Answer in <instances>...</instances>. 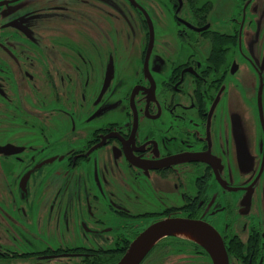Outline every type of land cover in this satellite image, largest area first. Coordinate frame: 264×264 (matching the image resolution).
Listing matches in <instances>:
<instances>
[{
    "label": "flooded vegetation",
    "instance_id": "af4514ba",
    "mask_svg": "<svg viewBox=\"0 0 264 264\" xmlns=\"http://www.w3.org/2000/svg\"><path fill=\"white\" fill-rule=\"evenodd\" d=\"M254 1L236 0L249 23ZM168 3L176 42L161 50L135 0L116 16L141 35L132 48L113 30L115 0H0V236L37 244L0 242V264H114L165 219L211 227L228 264H264V58L243 51L240 22L210 30L209 0ZM240 63L260 86L251 140ZM69 214L100 232L108 216L114 244L51 245ZM140 264L212 263L169 237Z\"/></svg>",
    "mask_w": 264,
    "mask_h": 264
},
{
    "label": "rangeland",
    "instance_id": "374dc122",
    "mask_svg": "<svg viewBox=\"0 0 264 264\" xmlns=\"http://www.w3.org/2000/svg\"><path fill=\"white\" fill-rule=\"evenodd\" d=\"M140 4L141 9L146 13L147 17L150 19L153 34L155 30V42L157 46L161 50L170 49L176 42L173 23L171 18V12L168 0H135ZM211 2V10L207 15L206 22L209 24V28L212 31L223 32L228 30L230 25H227V21L230 19L232 22H240L241 25V34H242V48L246 54L253 58L257 63L261 58H264V0H255L252 4L253 13L257 10L255 15H252L251 20L252 23L248 22V18L246 15H239L237 10V2L236 0H209ZM258 1V6H257ZM118 5V8H115L112 16H113V30L115 33H118L121 37H123L122 32L127 35V41L129 42V47L132 48V44L141 43V35L137 37L136 31H131L128 27H123L122 19L116 16H120L121 13V0H115ZM263 12H260V11ZM119 13V14H118ZM110 14V15H111ZM252 14V13H251ZM250 15V13H247ZM136 37V38H135ZM135 38V39H134ZM123 41L124 37H123ZM126 43V42H125ZM171 51V50H170ZM169 51V52H170ZM167 52L166 54H168ZM244 63V62H243ZM243 65V72L241 74V82H242V111H241V121L245 130V135L250 139V134L247 127L248 121V112L249 108L247 107V100H251V97L255 95L254 91L258 90L259 80L255 77L246 67ZM261 70V69H260ZM261 82V81H260ZM262 83L264 84V76ZM260 88V86H259ZM250 104V103H249ZM252 104V103H251ZM247 112V113H246ZM251 140V139H250ZM4 180L0 175V188L3 187ZM54 196V195H51ZM55 201L56 199L52 197ZM62 198V196L60 197ZM59 198V199H60ZM57 202V201H56ZM66 197L63 200V205L66 204ZM57 205H49V211H52L51 218L56 214ZM258 208L262 211L260 215V219L264 220V205L259 204ZM64 217V216H63ZM73 214H69L66 216V220L63 219V233L58 238H52L49 240L51 245L56 244H64L68 246H92V245H100L103 247H110L114 243V235L111 234L109 230L111 227H115L118 223L114 220L106 216L104 217V225L109 226V228L104 229L103 231H99V229H94L91 222L87 220L81 221L80 225H78L73 218ZM6 220H2L1 222H5ZM62 225V224H61ZM87 234V238H84L81 234V229ZM25 242L36 244L33 239L29 236H23L16 240V242ZM59 241V242H54ZM0 242L5 244L8 248L11 249H19L17 246L21 245L20 243H16L12 240H9L5 237L0 236ZM37 245V244H36Z\"/></svg>",
    "mask_w": 264,
    "mask_h": 264
},
{
    "label": "water",
    "instance_id": "95a60500",
    "mask_svg": "<svg viewBox=\"0 0 264 264\" xmlns=\"http://www.w3.org/2000/svg\"><path fill=\"white\" fill-rule=\"evenodd\" d=\"M236 130L238 131L236 140L241 139V149L245 152L239 125ZM247 166L250 167L249 157ZM242 168L246 170L245 167ZM169 237L199 246L209 255L212 264H228L223 244L217 233L204 223L183 219H165L148 226L129 243L124 254L114 264H140L159 242Z\"/></svg>",
    "mask_w": 264,
    "mask_h": 264
},
{
    "label": "trees",
    "instance_id": "16d2710c",
    "mask_svg": "<svg viewBox=\"0 0 264 264\" xmlns=\"http://www.w3.org/2000/svg\"><path fill=\"white\" fill-rule=\"evenodd\" d=\"M115 261H116V259H115ZM115 261H114V263H115Z\"/></svg>",
    "mask_w": 264,
    "mask_h": 264
}]
</instances>
